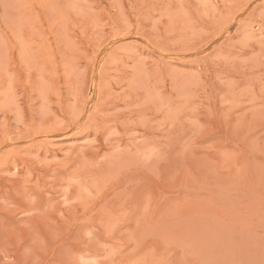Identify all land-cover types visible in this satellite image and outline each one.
I'll list each match as a JSON object with an SVG mask.
<instances>
[{
	"label": "rangeland",
	"instance_id": "374dc122",
	"mask_svg": "<svg viewBox=\"0 0 264 264\" xmlns=\"http://www.w3.org/2000/svg\"><path fill=\"white\" fill-rule=\"evenodd\" d=\"M254 1L0 0V264H264Z\"/></svg>",
	"mask_w": 264,
	"mask_h": 264
},
{
	"label": "bare ground",
	"instance_id": "6f19581e",
	"mask_svg": "<svg viewBox=\"0 0 264 264\" xmlns=\"http://www.w3.org/2000/svg\"><path fill=\"white\" fill-rule=\"evenodd\" d=\"M256 1V0H255ZM254 1V2H255ZM253 3V2H252ZM248 8V7H247ZM132 35V34H131ZM223 35L224 34H219L214 40H213V42L211 43V46L214 44V43H216L217 41H219L220 39H222V37H223ZM130 37V36H129ZM137 37H139V36H137ZM115 41V40H114ZM101 47H103V45L101 46ZM100 47V48H101ZM102 50H104V49H102ZM98 70H100V69H98ZM99 72V71H98ZM98 74V73H97ZM99 75V74H98ZM96 77H97V75H96ZM93 95V94H92ZM92 98L90 99V101H91V103L92 104H94V102H95V100H96V96H91Z\"/></svg>",
	"mask_w": 264,
	"mask_h": 264
}]
</instances>
